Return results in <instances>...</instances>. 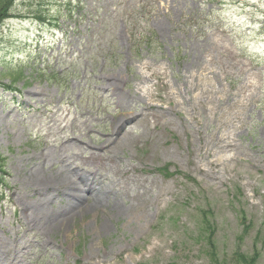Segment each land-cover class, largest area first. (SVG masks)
<instances>
[{"label":"rangeland","instance_id":"1","mask_svg":"<svg viewBox=\"0 0 264 264\" xmlns=\"http://www.w3.org/2000/svg\"><path fill=\"white\" fill-rule=\"evenodd\" d=\"M0 156V264H264V0H0Z\"/></svg>","mask_w":264,"mask_h":264},{"label":"bare ground","instance_id":"2","mask_svg":"<svg viewBox=\"0 0 264 264\" xmlns=\"http://www.w3.org/2000/svg\"><path fill=\"white\" fill-rule=\"evenodd\" d=\"M81 177V178H80ZM79 177V180L81 181V182H84V184H85V190H84V192H87V194L89 195V196H92L94 193H95V188H94V181L96 180V178L94 177V176H90V178H88V176L87 175H85V176H80ZM84 181H83V180ZM75 185H76V182H72V181H70V180H66L65 181V183H63L62 184V186L63 187H65V188H67V191H69L68 193H67V195H69L70 196V194H72V192L74 191V188H75ZM52 187V186H51ZM53 188H55V187H53ZM74 194V193H73ZM113 194V192H111L108 188L106 189H104V191H102V192H100L99 193V197H98V201H99V199L102 197V199L104 198V197H108V196H110V195H112ZM94 196V195H93ZM104 200V199H103ZM77 202H78V200H77ZM79 203V202H78ZM76 205H78V204H76ZM96 207H98V205L96 204ZM84 209V208H83ZM73 216H75V215H73ZM61 218V217H65L64 219H62L63 220V222L65 223V222H68V214H57V215H55V217L54 218ZM0 258H2L3 259V255L2 254H0Z\"/></svg>","mask_w":264,"mask_h":264},{"label":"trees","instance_id":"3","mask_svg":"<svg viewBox=\"0 0 264 264\" xmlns=\"http://www.w3.org/2000/svg\"><path fill=\"white\" fill-rule=\"evenodd\" d=\"M7 18H8L7 15L6 16H3V19H7ZM8 89L9 90H12L13 88H8ZM4 163H5V160L0 156V174L3 173V171L1 170V168L5 166ZM208 227H210L209 226V223H208ZM209 245H212V242ZM212 257L215 258L216 255H213ZM253 257L254 258H252L251 261H249V259L246 258V256H244L243 254H240L239 253V254H235V257L233 259V262H234V264H256L257 261H255V256H253ZM217 262L218 261L216 260V263Z\"/></svg>","mask_w":264,"mask_h":264}]
</instances>
